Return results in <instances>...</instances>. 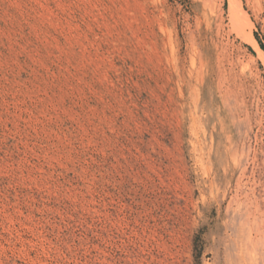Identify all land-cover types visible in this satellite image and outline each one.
I'll use <instances>...</instances> for the list:
<instances>
[{"label":"rangeland","instance_id":"1","mask_svg":"<svg viewBox=\"0 0 264 264\" xmlns=\"http://www.w3.org/2000/svg\"><path fill=\"white\" fill-rule=\"evenodd\" d=\"M263 56L264 0H0V264H264Z\"/></svg>","mask_w":264,"mask_h":264},{"label":"bare ground","instance_id":"2","mask_svg":"<svg viewBox=\"0 0 264 264\" xmlns=\"http://www.w3.org/2000/svg\"><path fill=\"white\" fill-rule=\"evenodd\" d=\"M235 8V7H234ZM233 8V10L232 11H234L233 13H235V9ZM243 25V24H242ZM238 29V28H237ZM245 29V28H244ZM251 40V43L258 49V51L260 52V54L261 55H263V52H261L260 51V49L258 48V45H257V42L251 37L250 38ZM210 40V39H209ZM210 44V43H209ZM212 46V45H211ZM216 48V47H215ZM214 49V48H213ZM211 50V49H210ZM219 52V51H218ZM215 54V53H214ZM217 56H218V54H217ZM215 57V56H214ZM264 57V56H263ZM219 60V59H218ZM212 61V60H211ZM217 62H220V60L219 61H217ZM212 63V62H211ZM222 62H220V64H221ZM215 64H216V62H215ZM217 65H218V63H217ZM216 65V66H217ZM219 66V65H218ZM221 67V66H220ZM222 68V67H221ZM215 70H219V69H215ZM223 70H225L224 68H223ZM211 72H212V70H211ZM214 72V71H213ZM224 72V71H223ZM221 73V72H220ZM222 75V74H221ZM213 77V76H212ZM222 77V76H221ZM221 80V78L219 79V81ZM221 83V82H220ZM228 88V87H227ZM230 90V89H229ZM209 115H211V114H209ZM205 117V116H204ZM201 119H202V117H201ZM206 119V118H205ZM202 120H204V119H202ZM206 121V120H205ZM237 195V194H236Z\"/></svg>","mask_w":264,"mask_h":264}]
</instances>
